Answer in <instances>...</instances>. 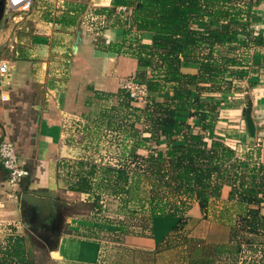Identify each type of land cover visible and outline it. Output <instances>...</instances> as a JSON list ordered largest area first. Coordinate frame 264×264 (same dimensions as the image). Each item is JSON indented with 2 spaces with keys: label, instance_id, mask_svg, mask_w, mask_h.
<instances>
[{
  "label": "trees",
  "instance_id": "trees-1",
  "mask_svg": "<svg viewBox=\"0 0 264 264\" xmlns=\"http://www.w3.org/2000/svg\"><path fill=\"white\" fill-rule=\"evenodd\" d=\"M262 3L264 0H113L112 7L96 10L104 13L96 16L104 20L115 16L111 22L114 25L121 22L116 14L119 6L131 9L133 24L126 27L124 41L110 48L137 58L142 67L137 79L150 91L169 87L173 93L164 100L148 97L145 106L139 107L134 103L140 102L122 88L116 95L118 105L100 112L105 117L142 116L143 128L128 122L123 131L130 142L147 147L148 153L126 150L112 156L117 159L115 164L91 156L63 165L69 190L87 193L90 198L96 195L97 199L119 196L118 213L125 211L130 201L140 202L142 211L148 213L152 232L155 218H177L154 250H127L130 262L134 259L132 264H252L242 260L253 247L263 250L264 256V164L248 165L224 141L206 139V133H212L219 120L221 100L215 93L230 92L233 87L226 77H243V66L261 65L252 63L253 56L246 51L264 46V33L252 26L254 9ZM91 17L95 14L89 17V30L101 33L106 24L95 27ZM133 28L137 35L129 37ZM144 32L153 33L151 44L141 41ZM232 46L243 50L238 52ZM191 62L198 65V72H183L182 65ZM181 111L195 117L202 132L194 133L190 123L180 120ZM161 136L166 149L148 147V142L160 144ZM225 184L232 188L229 199L242 209L241 225L235 220H217L216 205ZM24 189L28 191L27 186ZM194 202L204 218L229 227L226 241L188 234L186 213ZM117 225L118 230L128 233L126 226ZM107 230L118 231L116 227ZM164 252L166 258L161 262ZM0 264H35L28 241L16 226L0 238Z\"/></svg>",
  "mask_w": 264,
  "mask_h": 264
},
{
  "label": "crops",
  "instance_id": "crops-1",
  "mask_svg": "<svg viewBox=\"0 0 264 264\" xmlns=\"http://www.w3.org/2000/svg\"><path fill=\"white\" fill-rule=\"evenodd\" d=\"M112 2L113 0H33L29 12L19 15L16 19L10 18L9 24L3 23L0 28V45L6 44L8 40L11 44V48L0 50V60L8 65V71L0 75V94L7 96L6 99L0 97V143L5 139L11 140L10 100L21 94H31L35 98V103H31V107L36 111L32 126L34 142L32 146L26 147L24 155L18 156L20 163L25 167H29L27 163L31 156L37 162L30 171L31 176L24 178V181L17 186H11L8 183V172L0 159V232L4 227L6 229L7 225L16 226L19 230L21 222L25 228L27 227L28 217L24 215L25 206L20 198L13 197L14 194L33 192L60 199L58 191L62 188L67 189L70 195L80 194L68 189L63 168L65 161L73 162L83 157L70 155L72 154L70 151L79 148L77 140L73 138L76 124L80 123L79 117H87V113H90L94 107L105 109L111 105H118L119 100L116 95L122 89L124 80L129 77L137 78L138 71L142 69L137 58L130 52H116L115 49L110 48L111 44L124 41L126 27L133 24L131 9L119 6L116 14L121 18V22L114 25L111 22L115 20V16L105 20L96 17L104 14L96 12L97 9H108L112 7ZM82 7L84 10L80 11ZM122 10L125 11L124 14H121ZM92 14H95V17H91L95 27L106 24L101 33L96 34L87 26ZM254 14L252 26L255 30L264 33V3L255 7ZM79 28L82 30V39L75 49L74 43ZM18 29H21L20 35L17 34ZM136 35L137 31L133 28L128 36L136 37ZM140 38L143 43L151 44L153 33L144 32ZM23 43L26 44L21 45ZM230 48L238 52L243 50L240 46ZM253 48L246 53L253 56L252 63L255 61L261 65L243 66L245 69L243 77H226L228 81L233 82L232 90L215 93L217 99L221 100L219 120L214 131L210 134L206 133L207 140L216 137L224 141L235 149L237 156L248 165L256 162L264 164V128L260 125L264 122V46ZM182 71L197 73L198 65L194 62L185 63L182 65ZM250 83L254 85L250 86ZM112 93L114 96H107ZM172 94L171 88L166 87L163 91H150L149 97L164 100L170 98ZM248 98L252 100V117L257 126L255 137H251L248 133L243 116V108ZM134 104L139 107L145 106L144 103ZM102 111L101 109L100 112ZM100 112L90 118L93 125L85 126L84 130H87L85 137L98 138L99 142L100 137H104L107 148L105 150L114 156H120L126 150L128 153L138 154L149 152L147 147L130 142L123 131L124 124L128 122H133L137 127L142 128V116L105 117ZM178 118L190 123L194 133L202 132L197 119L188 112H179ZM106 130L108 133L105 132ZM160 140L161 143L158 145L155 142H148V147L166 149L164 137L161 136ZM112 163H116L114 158ZM26 186L28 191L24 189ZM231 189L228 184L222 189L221 198L216 205L217 220L236 222L243 217L240 205L229 199ZM83 194L87 193H81ZM262 206L264 212V202ZM188 213L196 220L203 215L197 202ZM98 218L94 217L95 220ZM168 218L154 219L152 237H139L143 249L154 250L156 244L170 232L171 220ZM70 219L72 214L69 222ZM95 220L74 227L72 224L69 225L67 232H61L58 246L50 249L51 257L59 264H98L104 248L96 236L99 231L110 227L101 220ZM214 225L212 230L207 231L206 236L201 237L209 241H226L229 227L221 221H215ZM225 234L227 238L221 239ZM30 235L28 234L27 237H31ZM216 235L220 236L219 239H211V236Z\"/></svg>",
  "mask_w": 264,
  "mask_h": 264
},
{
  "label": "rangeland",
  "instance_id": "rangeland-1",
  "mask_svg": "<svg viewBox=\"0 0 264 264\" xmlns=\"http://www.w3.org/2000/svg\"><path fill=\"white\" fill-rule=\"evenodd\" d=\"M10 18H12L11 14L5 11L2 19L0 20L1 21L0 28L2 27L3 23L9 24ZM19 31H21V29L17 30V34H19ZM11 33H13V31H11ZM5 36L6 35H4V37ZM25 44L26 43H23L21 45H25ZM0 46H1L0 50L11 48V44L9 43V40L8 42L6 41V44L4 43V45H0ZM28 47L30 46L28 45ZM253 49L254 48H250L249 52ZM37 95L35 96L37 97ZM34 99L35 98H33L31 94L25 93V94H21L20 96H16L12 98V100H10L11 101L10 103L12 104L11 105L12 123L9 125V127H11L9 137L15 143L17 147L18 155L20 157L24 155L26 147L28 145L32 146L34 142V138L32 135L34 130L32 129V126L34 124L36 111L35 108L31 107V103H35ZM103 108L104 107L101 108L94 107L90 113H87L88 114L87 117L85 116L79 117L80 123L76 124L77 127L76 132L73 135V138L77 140L79 148L73 150V152L70 151V153H72L70 155L78 156V157L82 155L84 158H90L91 156H95L97 160H100V158L101 159L105 158L104 162L106 163H109L110 161L112 162L113 155H110L109 151L105 150L107 148L105 146V140H103L104 137H100L101 138L100 142L98 141V138L93 137L91 139L85 137V135L87 134L86 133L87 130H84L85 126H88L89 124L93 125V123L90 122L91 120L90 118L93 115L100 112L101 109L103 110ZM260 125L262 128H264L263 126L264 122H262ZM72 126H74V123H72ZM256 130H257V126H256ZM105 132L108 133V130H106ZM28 160L29 162L27 164L29 168L34 169V166L37 163L35 158L31 156ZM115 160L117 161L116 158L114 159V161ZM23 181L24 179L21 182ZM58 194L60 195V199L66 202L67 205H58L57 209L55 210L54 217L51 220L44 222L45 225L41 226V228L46 230V232L42 229L38 230V232H41L39 234H41L42 237L36 234L37 231L35 232L34 229L29 227L25 228L22 222L20 224L19 232L22 233L27 239L28 245L31 248V258L33 259L35 264H59L50 255V249L54 247V242L52 241V234L57 230L59 232H63V231L67 232L69 230L68 227L71 224L74 227L79 224L90 223L91 221L95 220L94 219V217H96L95 215H98V217H100L96 220H101V222H104L107 227H116L118 230L117 224H123L124 226H126L128 231L127 234L126 232L120 230L109 231L106 229L99 231L97 237L102 242L104 249H102V253L100 255V260L98 264H124V263L132 264L134 259H132L130 262V257L127 256V252H128L127 250H137V251L145 250L143 249L144 247L140 246L139 237L141 236V234H144V237H152V233H154L152 232L151 221L148 220V213L145 212L144 209L142 211L143 207L138 201L136 202L130 201L129 203H127L125 211L118 213L119 204L121 203L119 196L114 197L107 195L101 197L100 199H97L96 195H94L93 198H90L89 195L87 194L70 195L67 193V189L65 188L60 189L58 191ZM98 206H101L102 208L97 209ZM192 213L195 214L194 212ZM71 214H72V219H70L69 222V218L71 217ZM186 216L188 218L185 227L188 230V234H192V235L196 234L194 236L197 235L206 236L207 231L212 230L213 227L215 226L214 225L215 221H213L211 218L210 219L204 218L203 215H201V218L199 220H196L195 217H192L193 215H189L188 212L186 213ZM77 217L79 219H77ZM105 219H107V221H105ZM168 219L171 220V227H170L171 230L176 225L178 220L174 219V217L173 218L169 217ZM240 219L236 220V222L239 225L242 224V221ZM37 220L38 217L33 219L34 222H36ZM11 226L12 225H7L6 229L4 227L2 232H0V238L3 237L2 235L7 233L8 228H10ZM42 231H44L45 233H42ZM26 233L27 235L31 234L30 235L31 237L28 238ZM211 237H212L211 239H219L220 236L216 235ZM225 238H227V234L223 235L221 239H225ZM143 254L144 253H140L139 255H143ZM160 255H161L160 256L161 262H164L166 258L165 252ZM244 260L249 261L252 264H255L256 262L258 263L260 261H264L263 250L259 248L255 249V247H253V249H251V251L247 253V255L244 254V258L242 260L243 263L245 262Z\"/></svg>",
  "mask_w": 264,
  "mask_h": 264
},
{
  "label": "built area",
  "instance_id": "built-area-1",
  "mask_svg": "<svg viewBox=\"0 0 264 264\" xmlns=\"http://www.w3.org/2000/svg\"><path fill=\"white\" fill-rule=\"evenodd\" d=\"M33 0H5V11L9 12L13 19L27 13L32 8ZM8 71L7 63L0 60V75ZM122 88L129 94L130 98L140 103H145L149 97V89L145 82L135 77L126 78ZM1 99H6L5 94H0ZM0 159L8 172V183L17 186L24 178L30 175V171L24 167L19 160L15 144L8 139L0 143ZM15 199L20 198V194H14Z\"/></svg>",
  "mask_w": 264,
  "mask_h": 264
},
{
  "label": "water",
  "instance_id": "water-1",
  "mask_svg": "<svg viewBox=\"0 0 264 264\" xmlns=\"http://www.w3.org/2000/svg\"><path fill=\"white\" fill-rule=\"evenodd\" d=\"M5 12V0H0V20L2 19ZM81 28L77 31L76 40L74 43V48L76 49L77 45L80 43L82 36ZM243 116L246 121V128L251 137L256 136V125L252 117V100L248 98L246 100L245 106L243 108ZM20 199L25 206L24 215L29 217L32 216L31 222L27 220L26 226L34 229L36 234L41 236V232H38L39 229L44 230L41 226L45 225L44 222L51 220L54 217L55 210L58 205H67L66 202L44 195H38L33 192H22ZM38 217L36 222L33 221L34 218ZM46 232V230H44ZM42 231V233H45ZM61 232L58 230L52 234V241L54 246H58L60 241ZM42 237V236H41ZM50 237V236H48Z\"/></svg>",
  "mask_w": 264,
  "mask_h": 264
},
{
  "label": "flooded vegetation",
  "instance_id": "flooded-vegetation-1",
  "mask_svg": "<svg viewBox=\"0 0 264 264\" xmlns=\"http://www.w3.org/2000/svg\"><path fill=\"white\" fill-rule=\"evenodd\" d=\"M31 218H32V216H29V217L27 218V220L31 222Z\"/></svg>",
  "mask_w": 264,
  "mask_h": 264
}]
</instances>
